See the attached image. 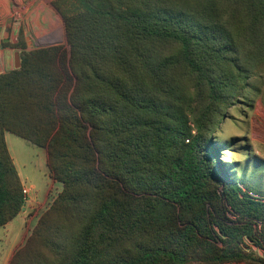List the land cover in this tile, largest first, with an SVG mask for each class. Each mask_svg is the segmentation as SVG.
Wrapping results in <instances>:
<instances>
[{
  "label": "trees",
  "instance_id": "1",
  "mask_svg": "<svg viewBox=\"0 0 264 264\" xmlns=\"http://www.w3.org/2000/svg\"><path fill=\"white\" fill-rule=\"evenodd\" d=\"M65 45L0 75V228L25 207L6 134L62 190L9 264H264V193L215 135L264 75V0H55ZM259 90V89H258Z\"/></svg>",
  "mask_w": 264,
  "mask_h": 264
},
{
  "label": "rangeland",
  "instance_id": "2",
  "mask_svg": "<svg viewBox=\"0 0 264 264\" xmlns=\"http://www.w3.org/2000/svg\"><path fill=\"white\" fill-rule=\"evenodd\" d=\"M29 1L32 0H24L23 13ZM44 1L48 18L45 12L42 13V30L37 29L33 22L36 14L32 10L26 11L20 18H12V22L20 27L15 44L19 43L21 31L26 39L28 25V36H31L35 50L66 44L61 17L53 7L55 0ZM252 85L257 91H247L245 99L228 111L216 130L215 138L224 151L225 169L230 178L244 180L264 193V75L261 79L255 78ZM7 144L24 188L30 189L31 193L25 211L0 228V264H9L15 252L26 243L41 215L62 190V184L51 178L45 149L11 133H7Z\"/></svg>",
  "mask_w": 264,
  "mask_h": 264
},
{
  "label": "crops",
  "instance_id": "3",
  "mask_svg": "<svg viewBox=\"0 0 264 264\" xmlns=\"http://www.w3.org/2000/svg\"><path fill=\"white\" fill-rule=\"evenodd\" d=\"M24 0H0V75L5 74L9 71L16 69V58L20 55L17 50L9 46V44L17 43V37L19 33L18 23H13L12 18L15 16L22 17L26 11L32 10L35 13L33 17V22H35L37 29H41L40 18L42 13H46V5L44 0H32L26 4L24 13L22 7L25 5ZM48 14L46 13V17ZM48 18V17H47ZM46 18L43 21L46 22ZM62 21V19H61ZM63 23V21H62ZM29 24V23H28ZM29 26V25H28ZM26 28V43L27 50L33 51L32 41H30L31 36L29 35L30 28ZM25 27V26H24ZM64 27V23H63ZM65 31V27H64ZM7 141V134H6Z\"/></svg>",
  "mask_w": 264,
  "mask_h": 264
},
{
  "label": "built area",
  "instance_id": "4",
  "mask_svg": "<svg viewBox=\"0 0 264 264\" xmlns=\"http://www.w3.org/2000/svg\"><path fill=\"white\" fill-rule=\"evenodd\" d=\"M30 193H31V190L30 189H27V188H24L23 190V194H24V198H25V207L27 206L28 204V201H29V196H30Z\"/></svg>",
  "mask_w": 264,
  "mask_h": 264
},
{
  "label": "water",
  "instance_id": "5",
  "mask_svg": "<svg viewBox=\"0 0 264 264\" xmlns=\"http://www.w3.org/2000/svg\"><path fill=\"white\" fill-rule=\"evenodd\" d=\"M21 67V64H20V55H17V58H16V69H19ZM26 207L23 208V211H25Z\"/></svg>",
  "mask_w": 264,
  "mask_h": 264
}]
</instances>
